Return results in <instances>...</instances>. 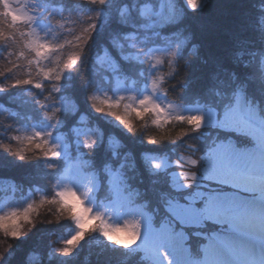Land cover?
<instances>
[{
    "label": "snow or ice",
    "instance_id": "1",
    "mask_svg": "<svg viewBox=\"0 0 264 264\" xmlns=\"http://www.w3.org/2000/svg\"><path fill=\"white\" fill-rule=\"evenodd\" d=\"M87 2L99 7L106 0ZM27 3L28 0H0V44L9 49L3 57L5 63L0 66V76L14 74L6 85H0V92L7 87L25 85L41 90L49 87L45 98L35 102L44 109V118L52 121L55 128L61 108L54 94L60 92L63 73L76 69L96 27L98 13L85 17L87 22L82 23L78 32L70 33L71 39L62 36L48 40L33 27L35 17ZM121 3L117 23L130 29L120 35L130 41L131 51L122 52L120 58L126 64L138 61L154 70L148 77L151 94L137 99L131 93L115 97L94 93L88 97L92 109L115 118L129 132L140 129V121L151 119L160 132L147 139L149 144L175 143L196 134L194 139L184 141V149L173 162L171 171H166L170 167L166 159L142 154L145 165L142 172L131 151L121 153L123 145L113 138H109L97 161L85 159L79 153L74 158L62 153L59 138L57 142L51 139V129L46 132L19 130L10 136L13 143L0 141V149L19 161L59 160L63 156L65 167L51 196L41 195L22 209L0 213V232L8 238H21L26 235L25 227L33 224L32 213L47 204L54 208L57 219L66 216L75 225L74 234L56 249L61 256L71 255L88 234L98 232L117 247L136 246L139 253L136 264H193V238L201 241L198 250L203 254V264H218L209 258L210 250L226 243L225 232L239 230L243 213L254 206L257 191L264 217V184L248 182L254 170L264 181V99H256L257 95L264 98V16L259 19L258 47L250 51L242 48L231 60L232 67L219 62L205 77L189 81L187 60L183 61L182 78V73L176 75L181 67L179 57L183 55L181 44L167 50H146V37L136 42L137 30L154 27L151 17L163 15L162 0H121ZM185 3L195 11L200 0H185ZM125 13H128L127 19H124ZM79 21H57V24L67 27ZM190 41L191 35L181 43L186 47ZM250 43L241 41L244 45ZM112 46L119 51L123 44L114 40ZM67 47L72 52L61 55ZM198 47L191 45L190 57L198 55ZM201 63L207 61L201 59ZM164 64L173 69L167 77L156 74ZM95 65L103 79L116 88L129 78L124 66L106 48L96 57ZM18 71L23 74L17 75ZM173 76L175 84L169 85L168 80ZM43 81L52 83L46 86ZM176 85H179L175 96L178 103L165 104L155 98L163 90L161 96L168 99V87ZM185 92L188 93L186 100L194 106H179L184 103L179 101V95ZM73 132L81 135L79 129ZM82 142L85 149L97 143L89 130L83 132ZM45 167L54 169L56 165L46 163ZM73 173L83 180V192L72 186ZM95 189L104 191L105 203L99 211L87 203L89 193ZM112 214L127 218L114 224L110 222ZM128 231L135 233L134 243L125 244L117 239ZM5 251L7 248L0 250V258Z\"/></svg>",
    "mask_w": 264,
    "mask_h": 264
},
{
    "label": "trees",
    "instance_id": "2",
    "mask_svg": "<svg viewBox=\"0 0 264 264\" xmlns=\"http://www.w3.org/2000/svg\"><path fill=\"white\" fill-rule=\"evenodd\" d=\"M36 2V9L44 10L41 16L49 18L57 26V21L65 22L68 20H80L67 27H59L60 35L71 39L70 33L78 32L82 23H86L85 17H95L96 27L92 32L91 39L85 47L84 54L81 56L77 67L74 71L67 70L63 73L59 82L60 92L55 93L57 100H63L74 107L71 114H61L57 122L63 124L62 130L70 131V127L79 122H84L86 126L95 127L100 131V142L96 143L91 149L82 147V151L90 160H97L101 151L106 145L107 137L113 136L123 147L121 153L131 151L136 159L137 166L143 172L145 167L142 162V154L147 152L164 153L170 159L176 160L184 149V141H191L196 134L185 136L183 140L175 143L164 141L158 144H149L147 139L156 136L160 130L148 120L140 121V129L136 132H129L119 122H112L110 119L101 117V114L91 110V103L88 97L92 90L99 85L108 84L101 73L97 72L95 59L106 48L115 60H118L116 54L118 50L112 46V41L118 40L123 45H127L128 40H124L121 33L128 32L130 29L122 28L117 20L120 18L121 0H111L109 6L101 5L99 7L92 5L87 0H33ZM130 2V0H129ZM181 16L176 22H168L159 27L147 28L142 27L137 30L136 42L144 41V47L147 49L150 45L161 47L168 46L169 39L178 37H188L191 35V41L185 47H182L183 55L179 57L181 67L176 75H183V61L187 60L190 67L188 68V80L193 81L197 78H203L212 70L214 64L223 62L226 66L232 67L231 60L235 58L237 52L242 48L252 50L258 47L259 36V19L264 16V0H202L199 7L193 11L190 8L181 6ZM128 13L124 19H127ZM249 40L252 43L244 45L241 41ZM192 44H197L198 55L190 57L188 49ZM71 47H67L61 54L67 56L72 52ZM9 51L7 45L0 44V66L5 61L3 57ZM246 58V57H245ZM201 59L207 61L202 64ZM128 76L134 78L140 76L141 71L145 68L141 64L134 63L124 66ZM132 69V72H131ZM140 70V71H139ZM173 72V69H172ZM22 75V72H17ZM13 73H5L0 76V85H6L13 79ZM227 80V74H224ZM85 79L87 86H85ZM46 86L52 82L43 81ZM168 84H175V76L168 80ZM223 87V86H222ZM49 87L43 90L36 89L31 85L19 87H7L0 92V141L13 143L10 136L17 134L21 125L27 119L39 121L42 118L41 112L44 109L35 105V94L42 99L48 94ZM168 98L176 101V95L179 91V85L176 87L169 86L167 89ZM187 92L179 95V101L186 98ZM34 98V99H33ZM28 107H31L28 109ZM62 113V112H59ZM44 116V115H43ZM20 125V126H19ZM178 130V129H177ZM91 156H88V152ZM52 164L59 166V160H52ZM46 160L35 158L28 161H19L13 155H9L3 149H0V198L6 195L2 188V180L6 181L10 187H14L18 194L31 189H36L35 193L42 189L45 191L44 196L53 194L52 185L55 170L45 167ZM99 164V162H98ZM98 166V165H97ZM173 167L166 171H171ZM131 175V173H130ZM145 183H147V174L145 173ZM103 191V189H102ZM40 196V195H39ZM42 210L35 213L33 224L25 230L26 235L19 239L8 237L0 238V248H7L4 256L5 264H136L139 253L138 251L131 258L118 257L115 259L111 256L110 249L97 244L100 248L94 246H82L78 250V256L68 258L67 260H56V257L50 253L51 250L56 252L61 242L68 236L67 230L72 227L73 223L66 216L57 219V213L52 210ZM97 242H100V237ZM198 240L193 238L191 244ZM2 245V246H1ZM10 245V247H8ZM59 245V247H58ZM110 248V247H109ZM112 258V259H110ZM3 263V264H4Z\"/></svg>",
    "mask_w": 264,
    "mask_h": 264
},
{
    "label": "rangeland",
    "instance_id": "3",
    "mask_svg": "<svg viewBox=\"0 0 264 264\" xmlns=\"http://www.w3.org/2000/svg\"><path fill=\"white\" fill-rule=\"evenodd\" d=\"M201 1L202 0H200V3H201ZM110 3H111V0H106L105 5L109 6ZM36 5H37V3L33 2V0H28L27 7L31 11V14L35 17L34 22H33V27H35L37 29V31L40 33V35L44 39H48V40L57 39L58 40V39L62 38V36L60 35V30H59L58 26L54 22H51L49 20V18H44L43 16H41V14H42V12H44V10L36 9ZM181 6H185L186 8H189L188 5L185 3V0H165V6H164L163 15L161 17H156V16L151 17V19L155 22V26L159 27V25H163V24H166L168 22H176V21H178L180 16H181V13H182ZM125 14H127V13H125ZM145 27H147V26H145ZM147 28H149V27H147ZM183 40H184V38L177 39L176 42L173 43V46L170 49L174 48L177 44H181V48H182L183 45H182L181 42ZM129 42H128V44H129ZM128 44H127V47H128ZM166 50H167V48H166ZM128 51H131V49L126 48L125 46H123L122 48L119 49L118 53L120 55L122 52H128ZM134 63L141 64L142 66L145 65V63L138 62V61L133 62L131 65H133ZM153 71L154 70H151L150 74ZM171 72H172V69H170L167 66V64H164L162 67L158 68L156 74L157 75H165L167 77V75L169 73H171ZM169 80H170V78H169ZM94 93H96V94H107V95L113 96V97H115L118 94L127 95V94L131 93L137 99L142 97L145 94H151L150 93V89L148 88V81L144 84V86L141 89V91L139 92V94L135 93V88L132 85L128 86V87L122 85L120 88H116L114 86L113 94L107 93L105 87H98L97 89H93L92 90V94H94ZM162 94H163V90H161L160 94L157 93L155 98H157L159 100H162L163 103H165V104L169 103L170 101H168L163 96H161ZM35 95L36 96H35V99L33 98L34 99L33 101H36L38 99L39 100H43L42 97H39L38 99H36L37 95H39V94H35ZM59 101H60V104L58 106L61 108L60 112H62V113H58V116H60L61 114H64V115L65 114H71L74 111V107L72 105L67 104L63 100H59ZM34 103H35V105H37L36 102H34ZM29 108H31V107H28V109ZM91 110L93 112H95L92 109V107H91ZM95 113H97V112H95ZM99 114H101L102 118H105V119L108 118L111 121L113 120L112 122H115V123L118 122V121L115 120V118H113L111 116H108V115L103 114V113H99ZM43 118H44V116H43ZM147 120L151 123V119H147ZM43 121H44L45 124L34 125L32 127H20L21 129H19V130H25V131L35 130V131L46 132V131H49L51 129V132H52L51 139H52V141L53 142H57V138H59V143L61 144V151H62V153H65L66 150H68V144L66 143V139L70 135L67 133V131H65V133H64L63 130L61 131V133H56L55 132L57 129H60V127H61V123L60 122L58 123L56 121L55 122L56 126H55V128H53L52 127V123H53L52 121H48L45 118L43 119ZM144 122H145V120H144ZM195 122L199 123V121H195ZM72 129L73 130L74 129H79L80 132H81V135L78 136V140L76 141V143H77L78 153L81 154L83 156V158H85L84 154L82 152H79L80 149L83 147V142H82L83 132L85 130H89L91 132V134L93 135V138L97 141V143L100 142V139H101L100 138V134L101 133H100V131L98 132L95 128H89V127L88 128H83V125H81V126H79L77 128L75 127V125H73ZM72 134H74V132H72ZM7 153L10 155L9 152H7ZM149 156H152V157H155V158H159V159H164V158H162L160 156H156V155L149 154ZM52 162H53L52 160H46V163L52 164ZM248 182L251 183V184H255V185L264 184V181H262L259 178V172L256 171V170H254V174L253 175H250L248 177ZM71 183H72V186L74 188H76L78 191H81V192L84 191L83 180L81 178L75 176V173L72 174ZM95 190H97V189H95ZM95 190H93V192ZM93 192L89 193L88 198H87V203L90 204L95 211H99V210L102 209L103 206L98 207V206L94 205V201L92 199ZM38 199L39 198H36V197L32 198L31 197V198H29L26 201L18 203L17 205L15 204V205H11L9 207H6L4 209H1L0 213H4V212H6L8 210H11V209H14V208L15 209H22L30 201L38 200ZM258 200H260V193H259ZM1 202H5V201L3 200ZM259 204H260V201L259 202L253 201V205L254 206L252 208H250L247 212L243 213V215H242L241 227L238 230V235L234 236L233 238L232 237H228V240L226 241V243L229 244V245L231 244L232 250L231 251L229 250L230 253L227 252L228 250L225 248L224 245H220L217 248L210 250V252H209V258L210 259H212L214 261H217L218 264H231L232 261H233V256L237 255V257L244 256L246 260H249L253 264H257V261L254 259L255 257H252L253 255H252V251H251V244H249V243H252L253 245L257 244L256 248L260 252L264 251V217H262V215H261V212H260V209H259ZM50 209L52 210V207H49L47 204L40 206L39 208H37L36 211H34L32 213V219H34V217H36L35 216L36 212H39V211H42V210H44V211L46 210L47 212H49L48 210H50ZM36 214H38V213H36ZM106 215H107V213H106ZM126 218H127L126 216L112 214L111 217H110V222L114 223V224H119V223H122L123 220L126 219ZM28 227H30V225H27L25 227L24 231L27 230ZM75 231H76V229H75V225H74V227L71 230V234L65 240L70 238L74 234ZM134 235H135L134 232L128 231V232H125V233L119 235L117 237V239L119 241L125 243V244L134 243L135 242ZM2 236L4 237V234H3V232H0V238H3ZM96 236L100 237V240H101L100 242H97V237ZM249 238L251 239V241L249 240ZM96 243L99 244V245H103V247L104 246H109L110 248L109 247H104V250L105 249H110V251L112 252L111 256H113L112 257L113 259L116 258L114 254H118V256L116 258V261H117V259H119L118 257H124L125 259L126 258H131L137 252V247L136 246H134L133 248H129V249H124V248H121V247H117V246H115L113 244H110L98 232H92V233L88 234L79 243V245L76 247V249L73 251V253L71 255H69V256H61V255L57 254V252L52 251V250H51L50 253L53 255V257H56L55 258L56 260L60 259V260L65 261L68 258L77 257L78 256L77 252L82 246H85V247L86 246L87 247L94 246ZM97 244H96L95 248H100L99 246H97ZM60 246H61V244H60ZM58 247H59V245H58ZM0 250H1V248H0ZM5 254H6V251L3 253V257L0 258V264L4 263ZM112 258H110V259H112ZM202 264H203V261H202Z\"/></svg>",
    "mask_w": 264,
    "mask_h": 264
}]
</instances>
